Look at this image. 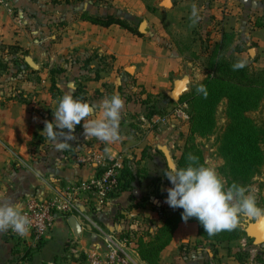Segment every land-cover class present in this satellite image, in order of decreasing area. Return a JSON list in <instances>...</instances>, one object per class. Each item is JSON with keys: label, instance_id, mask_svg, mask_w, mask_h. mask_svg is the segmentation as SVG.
Segmentation results:
<instances>
[{"label": "crops", "instance_id": "obj_1", "mask_svg": "<svg viewBox=\"0 0 264 264\" xmlns=\"http://www.w3.org/2000/svg\"><path fill=\"white\" fill-rule=\"evenodd\" d=\"M82 1L55 0L53 7L49 5V0H7L8 7H0V11H5L7 14L11 12V14L9 13V16L6 17H2L0 14V41L2 39L1 32H3L2 24L8 25L10 23L11 25L22 21L23 24H27L26 27L32 29L35 27L32 23L35 22L36 18L42 17L41 13L35 12L37 7L46 5L50 11L49 17L58 16L61 19H71L74 22L75 29L70 31H75V41L79 44L76 45L78 56H88L95 49L99 53L107 54L110 52V40L106 32L113 26H119L114 24L109 27H102L83 20L81 13L86 12L88 15L95 13L92 5L95 0H86L82 8H72L73 5H82ZM88 1L92 6L88 4ZM163 1L146 0L143 3L146 6L144 15L150 20L156 18L157 15H172L170 25L166 26L164 32L152 36L149 40L147 38L150 43L154 41V38L155 41L163 40L165 43L163 45L157 41L153 42L151 47L153 50L159 49V55L162 56L157 62L153 60V55L150 57L152 60H146L148 66L145 65V67L149 71L147 77L156 76L160 79L159 82H163L167 75L168 66L179 63L177 66H180L181 70L183 68L184 70L195 69L192 75L198 73L196 83L201 82L208 73L205 60L213 49H216V46L221 43L223 32L232 36L230 44L225 46L224 54L229 51L234 56L232 59L236 62L252 64L258 70L264 69V0H209L204 4L212 8L215 17L211 22L205 24L207 29L204 26L199 28V25L205 20L203 17L199 15L198 22L193 24L191 13H189L190 5L197 7L199 2L204 0H170L168 6H164ZM66 2H70L72 7H65L66 12H63V4ZM134 2L108 0L107 3L113 4L116 6L115 8L123 6L132 8L135 6ZM149 8L153 11H150ZM183 8L186 10L185 14L180 12ZM219 14L222 15L220 20L216 17ZM225 16L231 17L232 26L229 28H226L223 23ZM145 20L146 24L147 21ZM26 30L23 29L24 34ZM142 34H146V29L141 35H130L135 47L126 51H129L131 58H136L139 54V47L142 46V39L145 38ZM183 41L187 44H185L187 49L194 53L193 57L182 54L180 48L184 47ZM171 55L174 56L172 59L169 58ZM199 55H203L202 61L196 63L195 60L200 58ZM30 56L34 59V56ZM34 62L39 69L38 62ZM153 63H158V68H155ZM75 67L79 69L81 63L78 62ZM128 68L125 67L124 70L129 75L134 71L133 76L136 78L138 76L136 68L130 67L131 72L127 71ZM38 69L32 70L38 71ZM187 74L189 81H191L190 74ZM102 82H105L104 79L99 81L100 84ZM138 85H143L144 88H154V83L148 81L140 83L136 80L133 87ZM55 87H57L56 78ZM53 98L55 97H51V99ZM78 98L94 107L93 115L86 118V120H90L100 116V105L103 100L110 98V95H96L95 97L83 95ZM121 99L123 101L121 115L129 117L125 114H129V112L133 114L136 111L138 112L136 118H139L140 121L142 117H148L149 111L147 112L145 104H139L137 109V104L133 101L130 102L123 97ZM44 102L45 99H40L39 105H43ZM14 103V101L0 97V204L19 205L21 208L22 201L28 196L34 195L40 199H46L62 189L81 186L82 183L97 173L96 167L76 160L78 155L89 150L98 151L102 154L122 155L126 165L131 170L132 181L127 190L118 193L103 204H99L92 193L80 190L76 198V205L80 212V215L78 214L79 231L76 232L72 228L69 217L58 213L52 226L34 250H30L25 244L15 241L9 236L7 230L0 232V264H88L87 254L103 251L104 235L113 234L122 238L121 235L124 233H136L135 237L142 235L144 239L150 240L156 236L164 220L175 214V209L165 202L167 195L165 185H158L159 180L157 179V184H151L149 181L150 173L145 169L146 160L150 159L151 161V159L156 158L157 153L164 155L167 161L172 144L164 142L162 136L168 128L161 124H155L158 132H153L152 127H146L147 125L141 121L139 124L141 131L137 128L136 130L132 128L125 131L119 125L120 139L106 143L95 137L86 136L83 128L84 121L82 120L71 133L73 139L67 141L70 146L64 151H57L43 132L45 123L50 122L46 119L41 120L42 117L46 118V115L44 116L41 111L31 110L28 107L30 105H23L14 109ZM142 107L145 108L142 109ZM134 116L136 115L134 114ZM48 118L51 119V122L54 121V116ZM122 118L120 117V119ZM184 126L188 127V124L185 123ZM183 129L185 128L183 127ZM56 130L68 132L67 129ZM59 139L63 140V137ZM143 167L145 168L143 169ZM122 210L123 218L117 217L118 219L114 220L115 215ZM135 237L128 241L134 251H136ZM198 239L200 237L194 221L178 220L169 244L160 253L161 261L169 254L172 256L180 242ZM169 262L168 264H171V261Z\"/></svg>", "mask_w": 264, "mask_h": 264}, {"label": "rangeland", "instance_id": "obj_2", "mask_svg": "<svg viewBox=\"0 0 264 264\" xmlns=\"http://www.w3.org/2000/svg\"><path fill=\"white\" fill-rule=\"evenodd\" d=\"M129 1L134 2L133 0ZM135 1V6H132V8L124 6L115 8L116 6H113V4L107 3L108 0H95L92 5L95 10L93 16L105 17L111 14L126 20L133 27L138 28L140 22L146 19V34H142L145 38L142 39V46L139 47V54H137L136 58H131L129 51H126L129 48L135 47L134 42H132L133 38L130 36L135 34L117 26L109 28V31L106 32L110 40L109 53L102 54L95 49L88 56H78L76 45L79 44L75 41V31H70L75 29L74 22L71 19L64 20L58 16H54L55 18L49 17L50 11L46 5L37 7L35 12L41 13L42 17L40 19L36 18L35 22L32 23L35 27L32 29L26 27L27 24H23L22 21L11 25L10 23L8 25L2 24L3 32H1L2 39L0 41V97L14 101V109H18L23 105H30L28 107L31 110L41 111L44 116L46 115V118L41 116V120L46 119L50 122L51 119L48 117H53L59 99L67 93L72 94L74 99L83 95L85 97L88 95L92 97L96 95H110V97L119 95L123 99L137 104V109L139 104H145L147 112L153 109V105L159 102L164 107L163 112L171 109L177 102H169L165 92L172 88L173 80L187 76V73L190 74L191 81H189L188 89L184 93L186 94L193 83H196L198 73L192 75L195 69L184 70L183 68L181 70L180 66H177L179 63H175L168 66L167 75L164 78L165 81L159 82L160 79L156 76L147 77L149 71L145 67V65L148 66L146 60H152L150 57L153 55V60L157 62L159 57L162 56L159 55V49L153 50L151 47L155 38L152 43L148 40L152 36H157L158 33L166 30V26L170 25L172 15H157L156 18L150 20L149 17L144 15L146 6L143 3L146 0ZM208 1H201L197 5L199 15L205 19L199 25V28L204 26L207 29V25L205 24L211 22L215 17L212 8L204 4ZM49 3V5L54 7L55 0H49ZM85 3L86 0H83L82 5H73L72 7L70 2H66L63 4V12H66L65 7L82 8ZM88 4L92 6L89 1ZM192 7L193 5L189 6V13H191ZM185 11V8L180 10L183 14H185ZM4 12L0 11L2 17L9 16V13L11 14V12L8 14ZM82 15L88 14L83 12L81 13ZM216 17L219 20L222 19V15L220 14ZM223 23L226 28L232 26L231 17L225 16ZM23 29H27L25 34L23 33ZM157 43L165 45L163 40H159ZM30 55L34 56L33 60L38 62V71H33L24 61V58ZM244 56L246 57V55ZM173 57L171 55L169 58L172 59ZM201 57L203 55L195 60L196 63L202 61ZM232 57L234 56L229 51L225 54L226 59H232ZM78 62L81 63L79 69L75 67ZM153 64L155 68H158V63ZM125 67H135L138 76L136 78L133 76L134 71L129 75L124 70ZM249 69L257 70L252 64H249ZM52 71H54L53 75L56 78L57 87L55 89H51L50 87L49 77L52 75ZM101 79L105 81L102 84L99 83ZM136 80L140 81V83L144 81L154 83V88H144L143 85H138L134 88L133 84ZM28 81L30 83H27ZM50 96H54L55 98L51 99ZM40 99H45L43 105H39ZM246 114L254 121L260 131V141L258 143L260 152L259 161L253 169L251 168L248 171L245 169L233 170L218 151L220 137L226 123L225 101H220L217 106L215 128L210 134L204 136L190 135V128L189 126L185 127L184 122L169 120L162 125L168 128L162 139L164 142L172 144L168 158L176 166L183 146L194 143L201 152V165L214 168L221 178L226 181L225 188L233 183L245 187L254 195L257 206L264 209V98L256 109L250 110ZM125 115L129 117H124L120 114V117H123L119 122V125L122 127L121 129L127 131V129L135 128L134 130H136L137 128L141 131L139 127L141 121L139 118H136L138 112L135 111L133 114L129 112V114ZM152 128L153 132L157 131V126H153ZM156 155V158L151 159V161L150 159L146 160L147 166L146 168L143 167V169L145 168L149 171V181L151 184H157V179L159 180L158 185H165V190H167L172 187L164 175V172L167 170V161L164 155L159 153ZM123 216L122 210L115 215L114 220L118 218L122 219ZM171 217L172 219L179 218L175 214ZM259 219H264V216L249 218L241 215L238 218L236 226L231 229L232 231L236 227L238 229L237 237L232 240L219 242L214 239L206 240L199 236L200 239L198 240L182 241L176 247L175 253L172 256L170 254L167 255V259L164 258L162 264H168L170 263L169 261H171V264H262L258 257L264 258V243L260 245L255 244L254 237L250 235L252 224L256 223Z\"/></svg>", "mask_w": 264, "mask_h": 264}, {"label": "trees", "instance_id": "obj_3", "mask_svg": "<svg viewBox=\"0 0 264 264\" xmlns=\"http://www.w3.org/2000/svg\"><path fill=\"white\" fill-rule=\"evenodd\" d=\"M149 9L153 11L151 8ZM82 19L102 27L115 24L133 34L141 35L137 27H133L126 20L111 14L105 17L82 15ZM231 39L230 34L223 32L221 43L216 46V49H213L205 60V66L208 69L207 75L201 82L193 84L179 101L186 102L188 105L189 120L187 124L190 128V135L198 136H204L213 131L217 106L220 101H225L226 123L220 137L218 151L233 170L245 169L248 171L251 168L253 169L259 161L260 131L246 113L256 109L264 98V69L250 70L249 65L243 63V68L234 70L233 65L239 62L226 59L224 54L225 46L230 44ZM185 44L183 41L182 45L184 47L180 48L182 54L193 57L194 53L187 49V44ZM218 49L220 50L218 51ZM53 73L54 71L50 76L51 89L56 88ZM200 84L206 86V96L196 91L197 86ZM163 108L159 102L153 105V109L149 111L147 116L162 114ZM190 154L197 157L194 166L201 165V152L194 143H191L183 146L177 160V167L187 166L190 163L188 160ZM131 181V170L123 161L119 182L114 191L109 194V197L113 198L118 193L127 190ZM182 211L181 208H176L175 215L179 218H166L153 239L146 240L142 235L135 237L136 233H124L121 237L127 241L136 238V252L146 263L162 264L160 253L169 244L176 222L184 220L181 216ZM184 221H194L197 225L198 236L206 240L214 239L222 242L232 240L238 235L236 227L234 231L224 230L209 236L204 232L202 225L196 218L193 217ZM258 258L264 264V258L261 256Z\"/></svg>", "mask_w": 264, "mask_h": 264}, {"label": "clouds", "instance_id": "obj_4", "mask_svg": "<svg viewBox=\"0 0 264 264\" xmlns=\"http://www.w3.org/2000/svg\"><path fill=\"white\" fill-rule=\"evenodd\" d=\"M193 24L199 20V12L195 5L191 10ZM243 63L233 65V69H241ZM196 91L207 95L206 86L200 84ZM123 101L119 95H113L103 100L100 105L101 114L98 118L86 120L93 115L95 109L82 99L73 98L67 93L59 99L53 113L54 121L46 122L43 132L53 143L57 151H64L70 145L67 141L73 139L71 133L77 124L83 120L86 136L95 137L100 141L110 143L120 139L119 122ZM56 129H67L68 132ZM63 137V140L59 139ZM190 163L185 167H177L168 162L165 177L172 187L168 188L165 202L173 209L181 208L182 219L196 218L209 236L224 230L233 229L238 218L243 215L249 218L264 216V209L256 204L252 192L236 183L225 188V183L219 173L212 167L194 166L197 157L188 156ZM30 220L20 210L19 205L0 204V232L11 229L20 236L29 231Z\"/></svg>", "mask_w": 264, "mask_h": 264}, {"label": "built area", "instance_id": "obj_5", "mask_svg": "<svg viewBox=\"0 0 264 264\" xmlns=\"http://www.w3.org/2000/svg\"><path fill=\"white\" fill-rule=\"evenodd\" d=\"M0 7H8L7 0H0ZM169 120L187 123L189 120L187 103L177 102L175 106L162 114L141 118V121L148 128L155 124L163 125ZM76 160L96 167V175L82 183L81 186L62 189L46 199H40L34 195L26 197L22 201L20 210L30 220L29 231L26 235L20 236L8 229L9 236L15 241L25 244L30 250H34L52 226L56 214L60 213L66 217L74 216L78 220L80 212L76 205V198L80 190L92 193L99 204L111 199L109 194L117 186L123 167L124 158L122 155L102 154L98 151L89 150L78 155ZM103 244V251L87 254L88 264H148L130 247L125 238L106 234L103 237Z\"/></svg>", "mask_w": 264, "mask_h": 264}, {"label": "water", "instance_id": "obj_6", "mask_svg": "<svg viewBox=\"0 0 264 264\" xmlns=\"http://www.w3.org/2000/svg\"><path fill=\"white\" fill-rule=\"evenodd\" d=\"M170 4V0H164L163 5L168 6ZM138 31L141 33L145 32V22L141 21L138 26ZM24 61L27 65H29L32 69H38L36 63L33 61L31 56H26ZM127 71L131 72V68L129 67ZM189 84L188 76H183L179 79L173 81V85L170 91L166 93V96L169 100L178 102L180 97L187 91ZM170 162L169 158L167 157V164ZM69 222L72 228L78 232L80 228V224L78 220L71 216L69 217ZM250 235L254 237L255 244L260 245L264 243V219H259L256 223L252 224V230Z\"/></svg>", "mask_w": 264, "mask_h": 264}]
</instances>
